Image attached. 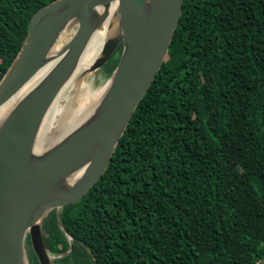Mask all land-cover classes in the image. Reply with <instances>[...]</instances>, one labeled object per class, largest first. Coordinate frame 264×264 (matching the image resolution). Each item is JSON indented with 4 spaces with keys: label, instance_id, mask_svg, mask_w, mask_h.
<instances>
[{
    "label": "trees",
    "instance_id": "1",
    "mask_svg": "<svg viewBox=\"0 0 264 264\" xmlns=\"http://www.w3.org/2000/svg\"><path fill=\"white\" fill-rule=\"evenodd\" d=\"M52 1L0 0V81L33 14ZM121 51L103 67L108 78ZM43 231L55 264L264 256V0H184L106 172L59 217L51 211ZM30 263L40 264L34 252Z\"/></svg>",
    "mask_w": 264,
    "mask_h": 264
},
{
    "label": "water",
    "instance_id": "2",
    "mask_svg": "<svg viewBox=\"0 0 264 264\" xmlns=\"http://www.w3.org/2000/svg\"><path fill=\"white\" fill-rule=\"evenodd\" d=\"M117 2L116 29L82 74L103 68L122 47L108 88L90 117L44 151L36 142L51 107L73 76L92 35ZM184 0H54L37 10L24 44L0 81V107L48 63L55 64L0 123V264H55L43 222L80 201L106 172L143 97L169 53ZM69 27L76 30L54 57ZM107 82V83H108ZM254 264H264V256Z\"/></svg>",
    "mask_w": 264,
    "mask_h": 264
},
{
    "label": "bare ground",
    "instance_id": "3",
    "mask_svg": "<svg viewBox=\"0 0 264 264\" xmlns=\"http://www.w3.org/2000/svg\"><path fill=\"white\" fill-rule=\"evenodd\" d=\"M117 6V2H114L110 4L108 8H100L96 10V14L99 16L106 13V19L102 26L92 35L73 76L64 86L48 112L36 142V149L38 151L46 150L48 147L62 139L75 127L85 122L102 100L109 82L103 86H94V78H85L84 80H80V82H77L76 78L92 65L100 54L109 36L115 31ZM67 35L68 34H66V36ZM60 49L61 47L57 44L53 48L52 53L55 58L60 52ZM55 62L56 59L48 63L26 86H24V88H22V90L0 107V123L12 108L24 97V95L44 77ZM52 122L54 123L51 124ZM43 131L47 133L45 138L42 137Z\"/></svg>",
    "mask_w": 264,
    "mask_h": 264
},
{
    "label": "rangeland",
    "instance_id": "4",
    "mask_svg": "<svg viewBox=\"0 0 264 264\" xmlns=\"http://www.w3.org/2000/svg\"><path fill=\"white\" fill-rule=\"evenodd\" d=\"M115 22H117V18L115 17ZM76 28L75 27H69L67 28L64 33L62 34V36L60 37V41L58 40L57 42V45L60 46L61 48L64 46V44L72 37V35L74 34ZM66 34H68L66 36ZM111 36V35H110ZM109 36V37H110ZM88 76V77H87ZM85 78L87 79H91V78H94V86H103V85H106L107 82H108V77L105 73V70L104 68H101L99 70H96V71H92V72H89V73H86V74H80L78 75V77L76 78V81L77 82H80V80H84ZM64 92V91H63ZM62 92V93H63ZM54 108V107H53ZM54 122H52L51 124H53ZM47 133H45L43 131V134H42V137H46ZM32 253H33V249L31 247L30 244L26 243V254H27V257L30 261L31 257H32ZM53 258V257H52ZM54 259V258H53Z\"/></svg>",
    "mask_w": 264,
    "mask_h": 264
}]
</instances>
